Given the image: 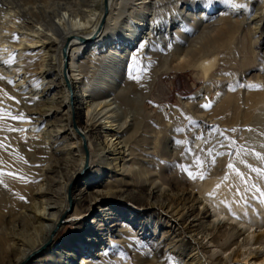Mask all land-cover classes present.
Returning a JSON list of instances; mask_svg holds the SVG:
<instances>
[{
	"label": "bare ground",
	"instance_id": "1",
	"mask_svg": "<svg viewBox=\"0 0 264 264\" xmlns=\"http://www.w3.org/2000/svg\"><path fill=\"white\" fill-rule=\"evenodd\" d=\"M73 1L70 4L58 3L52 9V5L46 6L37 19L27 16L28 12L21 7L0 3V76L4 77L0 80V264H93L97 260L103 263L107 261L104 246L108 248L116 243L132 247L135 235L133 228L139 229L140 235H143L148 227L145 221L141 224L137 220L155 207L163 208V201L159 202V198L165 196V189L153 179L154 169L150 165L152 162L160 165L168 149L162 151L158 147L159 151L156 152V145L152 149H144L143 154L149 159L143 163L139 161L124 138L134 111H119L117 82L130 76L129 71L134 68H148L145 69L147 76L143 79L142 94L138 95L141 106L146 103L149 91L161 74L193 70L202 77L205 89L213 83L212 74L217 58L225 56L224 52L232 40L221 38L222 27L227 28L232 35L241 32L242 27H250L249 30L256 35L264 21V0H261L259 8L251 6L252 2L258 0H221L219 6L222 10L219 11H216L213 0ZM243 7L245 9L239 13L237 10ZM235 17L239 21L234 26L232 19ZM214 32L218 35L215 40L204 43L202 39ZM64 46L67 50L65 68ZM10 51H14L11 61L4 59ZM23 55L32 57L39 71L32 85L25 84V76L21 78L18 74L23 67L19 65ZM153 63L158 65L152 67ZM227 64L221 61L217 65ZM53 71L57 76L56 81L51 79ZM63 71H67L68 83ZM44 84L49 85L40 92L44 95L39 100L41 94L37 97L35 91ZM54 88L62 90L57 107L51 105ZM5 92L14 99H8ZM259 102L261 96L255 91L246 97L241 86L235 87L230 93L229 88L218 85L212 101L205 96L197 105L192 104L190 111L196 108L202 111L197 110L196 114L195 111L191 112L189 119H173L178 129L175 134L186 137L184 142H188L189 150L173 155L178 165L171 178L177 186H184L186 192L176 198L179 203H183V208H173L165 215L180 230L176 236L179 240L163 237L158 243L159 247L154 250L156 255L153 264L160 263V254L168 256L172 264H204V255L209 253L208 245L215 243L217 233L223 234V229L228 226L233 231L237 229L238 234L242 232V226L232 223L244 217L240 194L251 181L250 178L264 182L261 167L264 166V156L258 162L250 159L243 165L232 162L228 157H221L226 154L228 147L212 144L211 136L219 128L240 140H244L246 134L251 132L257 139L264 141L263 121H259L254 114ZM74 104L79 107H73ZM77 110L84 112L86 127L80 128L82 137L73 131V125L78 126L80 123ZM7 112L11 116H22L23 120H14L5 115ZM33 112L35 116L30 114ZM140 112L145 129L143 134H147L151 124L150 117L146 115L150 114ZM52 115H58L59 123H64L51 124L46 117ZM71 115H74L73 119ZM198 121L204 127L200 126L201 123L196 125ZM92 132L100 137L96 147L91 143ZM67 136L74 141L63 145L61 142ZM262 149L261 146L259 150ZM67 153L73 159L76 158L79 164L76 169H67L70 175L66 182H62L58 189H53L49 174L53 173L54 167L61 169V166L67 165L64 160L65 163L59 164ZM84 158L86 161L89 158L96 169L86 173L83 184L86 192L77 195L71 192L70 202L67 203L65 188L82 172ZM99 166L110 168L116 174H105ZM142 166H148L153 171L149 177L141 178ZM189 173L195 178H191ZM91 174L105 176L106 180L92 179ZM129 174H133L140 182L127 184L125 188L116 187L117 183H123V175ZM43 186L46 187L44 191ZM131 187L135 188L133 194L136 196L128 193ZM104 188H107L106 191L102 190ZM193 191L198 196H193ZM123 196L126 205L133 204L131 208L120 207V212L106 207L98 209L99 213H108V219L113 224L103 228L102 224H91L90 220V225L84 223L75 230L82 234L80 240L89 241L88 245L93 241L91 246L97 244L101 247V253H92V261L79 257L86 254L91 256L88 251L78 248L82 245L79 239L63 245V248L56 247V239L64 224L80 221L93 211L97 203L109 199L122 201ZM202 198H208L206 200L213 208L212 216L215 219L209 222V240L202 244L204 239L200 238L201 242L192 244L193 239L186 238L185 230H191L211 217L207 206H203ZM153 199L158 200L152 203ZM200 205L203 206L201 209L198 207ZM69 207L74 208L72 214L68 213ZM189 217H193L191 224L182 229L183 218ZM225 217H228V221L224 220ZM212 230H216V233ZM253 244H264L263 238L258 237ZM92 248L96 249L95 246ZM225 248L228 250L226 241L220 244V250ZM145 251L148 253V250ZM211 252L212 257L216 256L214 262L217 263L219 258L221 261V255ZM145 255L131 262L114 261L112 264H144L142 260L147 258ZM246 258L251 264H264V257L261 258L260 253H249ZM228 259L224 260L225 264Z\"/></svg>",
	"mask_w": 264,
	"mask_h": 264
},
{
	"label": "rangeland",
	"instance_id": "2",
	"mask_svg": "<svg viewBox=\"0 0 264 264\" xmlns=\"http://www.w3.org/2000/svg\"><path fill=\"white\" fill-rule=\"evenodd\" d=\"M213 1L216 4V8H217L216 11L222 10L220 9L221 6H219V3L222 1L221 0H213ZM1 2H3V4H11V5L13 4L14 6L21 7L25 10L26 13L28 12L27 16L30 17L31 15L32 18L35 17L37 19L42 14V10L46 8V6L49 7L50 5H52L51 6L52 9L55 8L56 4L58 3L70 4L73 3L74 1L73 0H67V1L66 0H57V1L56 0H0V3ZM260 2L261 0H258V2H252L251 6L253 8H259L261 7ZM244 9L245 7L239 8L237 11L239 13H242ZM235 19L236 21H234ZM237 21H239V18L237 17L233 18L232 25L235 26L236 25L235 22ZM249 28L250 27H242L241 32L234 33L232 35V33H230V31H228L227 28L222 27L220 34L223 35L221 36V38L227 37V39L232 38V40L230 46L227 48L226 52H224L225 56L223 57L222 55H220L217 58L214 72L212 74L213 83L208 84L207 88L205 89H203L205 87V82L203 81L202 77L197 76L196 75L197 73L193 70H187L184 72H175L169 74H161L158 76L155 84L153 85V88L149 91L148 99L145 104H142L144 106V108H142L143 106L140 105V100L138 99V95L142 94L143 85H144L143 79H145L144 77L147 76V72L145 71L148 70V68H143V67H141V69L134 68L135 70L133 69L132 71H129L130 76L127 75L128 77L125 76L124 78L120 79L117 82L118 88L116 90V93H117V105L119 111H134V115H133L134 117L129 124L130 126L129 131L124 138L126 143L129 145V147L133 149V152L136 154V156L139 157V161L143 163L144 161H147L149 159V156L143 154L144 149H152L154 145L157 146L156 152L159 151L158 147L161 148L162 151L168 149V153L164 155L163 158L164 160H162L160 165L153 164V162L152 165H150L151 168L154 169L153 179L157 180L158 184L161 183V186L164 187L165 196L162 195L159 198V202H161V200L163 201L162 202L163 208L160 209L159 207H155V209L147 212V215H145L142 219L139 218V220H137L141 224L145 221V225H148V227H147V231L145 230L143 232V235H140L141 231H139V229L133 228L135 235L134 238L132 239L133 240L131 244L132 247L128 245L125 246L116 243H112L110 246H108V248L104 246V248L106 249L107 261L101 263L100 260H97L94 261L93 264H112L114 261L131 262L134 261V258H137L140 255H145V254H147L145 255L147 256V258H143L142 260L143 263L153 264V258L156 255L154 250L157 247H159L160 244L158 245V243L163 240V237H167L168 239L173 238L175 241L179 240V237L176 236L180 232V230H178V227L174 226L175 224H173L170 220H168V218L165 215L169 213L170 210L173 208L176 209L183 208V203L182 204L179 203L176 200V198L179 195H181L182 192L184 194L186 191H184V186H177L175 182L172 181L171 178L172 175L174 174L175 167L177 168L178 165L176 164L177 161L175 160L176 156L173 157V155H176L178 153H184L186 150H189V147H188V142H184L186 140V137H182L181 135L175 134V131H178V129H176L173 119L175 118L189 119L191 112L195 111L196 114L198 113L197 110L202 111V109L200 108L198 109L196 108L194 109V111L193 110L190 111L192 104L196 103L197 105L199 102H201L204 99L205 96L209 101H212L214 98V93L218 88V85L225 86V88L226 87L229 88L230 93L235 87L241 86L242 92L244 93V95H246V97H248L251 93H253V91H255V93H258L261 96V102L257 104L254 114L256 115V117H258L259 121L261 122L263 121L262 123L264 124V119H263L264 118V21L260 26L261 28L260 31L256 35L253 34V32L249 30ZM217 36L218 35L214 32L212 33V35L207 36L202 40L204 43L212 42L215 40ZM15 53H17V51ZM13 55H14V51H10L8 53V56L4 57V59L11 61ZM21 60L22 61L19 65L23 67H21L22 70L18 74L21 78L25 76V80H24L25 84L32 85V83L38 78L39 75V71L37 70V65L33 63L35 61H33L32 57L28 55H23L21 57ZM221 61H225L226 63H228L227 66L217 65ZM10 64H13V62H10ZM156 65L155 63H153L152 67ZM64 72L66 73V75ZM55 74L56 73L54 71L51 72V79L54 78V80L52 81H56L57 79V76ZM220 74L223 75V76L221 75L223 78L220 76ZM63 77L65 81L68 83L67 71H63ZM46 81H48V79ZM214 83H216L217 85H215ZM48 85L49 84L39 85L37 87V90L35 91V96H37L38 94L40 95L41 94L40 92ZM51 87L53 86L51 85ZM42 95H44V93L41 94V96L39 97L37 96L39 100L43 98ZM51 95L53 97V101H51V105L53 104L55 107H57L58 105L57 103L60 101V97L62 96V90L54 88L52 90ZM71 102H72V97L70 98V104H72ZM73 107L77 108L79 106H76V104H74ZM140 111H146L150 114V116L146 115L147 118L150 117L149 123L151 124L149 133L147 134H143L145 129L143 128V116L141 115ZM76 112L79 113L80 118L78 117L77 118L80 121V123L78 124V126L73 125V131L77 136L79 135V137L80 136L82 137L80 128L86 127L84 126V112L82 110H77ZM30 114H32L33 116L36 115V113L34 112ZM71 117L73 119L74 115H71ZM64 119L65 117L62 118V120ZM46 120L51 124L59 123L58 115L47 116ZM60 123H64V122H60ZM198 123L201 122L198 121L196 125H200ZM202 125L203 124L201 123L200 126ZM89 129L90 128H88V130ZM212 134L213 135L211 136L212 137L211 143L222 144L225 147H228V151L226 152V154L221 157H228V159L232 162L235 161L236 163L238 164L241 163L240 165H243L244 163H247V161L250 159L256 160L258 162L264 156V141L257 139L256 135H254L253 133L251 134V132H248L246 134L244 140H240L238 137L237 138L231 137L226 133H224V131L219 128L215 129L214 133ZM65 139L61 142L63 145H65L66 143L67 145L71 144L74 141L71 140L70 136H67ZM99 141H100V137L92 132L91 133L92 145H95L96 147V145H99ZM85 146L87 148V145ZM261 146L263 148L262 151L259 150ZM89 151L90 149L88 150V152ZM68 153L66 154V156L64 155L62 157V160L60 161L61 163H59L62 164L66 162L67 165L64 167L61 166V169H59L58 166L54 167L52 170L53 173L49 174L51 177V185L53 189L55 188L58 189L59 185L62 182L65 183L66 179H68L70 175V172L67 171L68 170L71 171L72 168L76 169V167L79 164L77 159L76 158L73 159L68 155ZM250 155L252 156L250 157ZM140 156L144 158L140 159ZM63 160L65 162H63ZM83 164L84 166L82 172L72 180L71 184L68 187L65 188V191L67 193V199H66L67 203L70 202L69 195L71 194V192L75 195L79 194L80 192H82V194L86 192V186L83 185L85 184V177L87 176L86 173L88 170L96 169V165L94 164L92 165L89 161V158L87 161L84 158ZM261 167H262V172L264 174V166ZM99 168H101V170H103V173L105 174H109V175L116 174L110 168L104 166H99ZM141 170L143 172L141 178L142 177L145 178L144 176L149 177L153 172L148 168V166H142ZM91 175H92L91 177L92 179H98L103 182L106 180L105 176L102 177L101 175H97V174L96 175L91 174ZM123 176L125 178V179L123 178L122 180L123 183H117L116 187L125 188L127 184L134 185L136 182H140V180H136V177L133 174H129L127 176L123 175ZM117 179H122V178L118 177ZM250 180L251 181H248V183L245 185L243 191L244 193L242 192L240 194V202L243 207L242 213L244 216L242 219H244L245 221L243 220L244 221L243 224L241 222L242 219L241 220L235 219L233 220V222L231 221L233 224H235L238 227L242 226V232H241L242 234L241 233L238 234L237 229L236 231L231 230L229 226L228 227L226 226L227 228L223 229L224 230L223 234L221 232L217 233L215 236L216 239L215 243L208 245L210 246L208 248L209 253H206L204 255L203 258L204 264H213V263L225 264L224 260L228 257L229 259L227 260L226 264H251L250 262L246 261L247 260L246 256H248L249 253H260L261 258L264 257V252H263L264 244H257V245L253 244L258 237H262L264 241V182L262 183L259 179H254V178H250ZM72 188L75 189L72 190ZM45 189L46 187L43 186L42 191H44ZM106 189L107 188H104L102 190L106 191ZM129 189L131 191H128V193L133 194L135 188L131 187ZM194 192L195 191H193L192 193L193 196L195 195ZM133 195L136 196V194ZM125 196L121 198L122 201L116 199H109L97 203L96 205L93 206L92 209L93 211L87 214L83 219H80V221H76L75 223L70 222L64 224L63 229H60L58 238L56 239L55 242L57 245L56 247L63 248V245L67 243H74L77 239L79 240L82 239L83 237L82 234H80L78 231L76 232L75 230L84 223L88 225L90 220H91L90 222L91 224H95L97 222L98 225L102 224L103 228L104 226L108 227V225L110 226L111 224H113L108 219L110 218L108 217L109 215H107L108 213L105 212L99 213L98 209L99 207L102 208L106 207V209H113L115 212H120L119 211L120 207H122L123 209L131 208L130 206L133 204L128 206L123 202ZM196 196L198 195H195V197ZM157 200L158 199H153L151 201L152 203H154ZM203 200L204 199L202 198V201ZM204 201H203V206L204 205L207 206V209L209 210L211 217L209 218V221L203 222L204 224L195 223V225L196 224L198 225L193 227L191 230L190 229L185 230L184 234L186 238L187 239L189 238V240L193 239L191 241L192 244L201 242V240L203 239L204 241L202 244H204L211 237L209 235L211 232L209 229V227L211 226L209 222L215 219L212 216L214 214V211L213 208L210 207V204L207 202V200L205 202ZM145 204L146 203L143 201V205ZM165 206L167 207L166 209ZM203 206L200 205L198 207L201 209ZM73 209H74L73 207H69L68 213L72 214L74 211ZM176 209L174 211H176ZM227 218L228 217H225L224 220L228 221ZM192 219L193 217L183 218L181 225L182 229H186L191 224ZM186 231H189V233ZM212 232L215 234L216 230L215 231L212 230ZM227 233L229 234L232 233V234L229 235ZM204 234L207 236L206 238H204L205 237ZM228 236L231 237L229 238ZM224 237L229 240H226ZM104 239L106 240V236L104 237ZM223 240L226 241V247L228 248V250L226 248L225 250L222 249L220 250V244L225 243V241ZM80 241L82 242V245L79 246L78 248L83 251H88L87 253L91 254V256L89 257L87 254L79 256L81 258L83 257V260L92 261L94 258L93 256L94 253L95 254L101 253L100 251L101 247H99L97 244L92 245L95 246L96 249L92 248L91 244L93 243V241L90 242V245L87 244V242L89 241H83V240ZM113 241L115 242L116 240ZM138 242L139 244L136 245L135 243ZM208 249L206 251H208ZM145 250H148L147 251L148 253H146ZM211 251H213L214 253L215 252L218 253L219 251L220 253H218L217 255H221V258L223 260L221 259L220 261L219 258L217 260V263L216 261L214 262L213 260L216 256L212 257ZM209 256L210 258H208ZM250 258L249 260H251ZM159 260L160 263L158 262V264H172L170 258L165 254H160ZM82 264H84V262H82Z\"/></svg>",
	"mask_w": 264,
	"mask_h": 264
},
{
	"label": "snow or ice",
	"instance_id": "3",
	"mask_svg": "<svg viewBox=\"0 0 264 264\" xmlns=\"http://www.w3.org/2000/svg\"><path fill=\"white\" fill-rule=\"evenodd\" d=\"M3 79H4V77L3 76H0V80H3ZM8 83H11V81H8ZM0 91H2V90H0ZM4 95L7 96L8 99H14V97L9 96L8 93H6V92L4 93ZM17 103H18V101H17ZM205 107H208V105H205ZM5 115L11 116V113L10 112H7V113H5ZM11 118L14 119V120H23V117L22 116H11ZM0 146H2V145H0ZM189 176L191 178H195L192 175V173H189ZM201 179H203V176H201Z\"/></svg>",
	"mask_w": 264,
	"mask_h": 264
},
{
	"label": "water",
	"instance_id": "4",
	"mask_svg": "<svg viewBox=\"0 0 264 264\" xmlns=\"http://www.w3.org/2000/svg\"><path fill=\"white\" fill-rule=\"evenodd\" d=\"M66 52H67V50H66V46H64V47L62 48L63 61H64V68L66 67V62H67ZM64 73H65V72H64ZM65 75H66V73H65Z\"/></svg>",
	"mask_w": 264,
	"mask_h": 264
}]
</instances>
